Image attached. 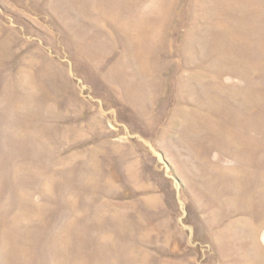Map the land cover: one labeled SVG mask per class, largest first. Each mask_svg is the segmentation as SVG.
I'll use <instances>...</instances> for the list:
<instances>
[{
	"label": "rangeland",
	"instance_id": "374dc122",
	"mask_svg": "<svg viewBox=\"0 0 264 264\" xmlns=\"http://www.w3.org/2000/svg\"><path fill=\"white\" fill-rule=\"evenodd\" d=\"M0 264H264V0H0Z\"/></svg>",
	"mask_w": 264,
	"mask_h": 264
}]
</instances>
